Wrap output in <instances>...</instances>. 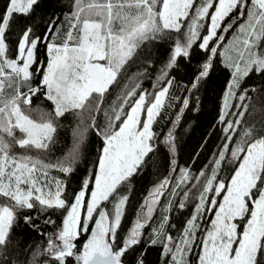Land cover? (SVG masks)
<instances>
[{
  "label": "snow or ice",
  "instance_id": "6c2138e0",
  "mask_svg": "<svg viewBox=\"0 0 264 264\" xmlns=\"http://www.w3.org/2000/svg\"><path fill=\"white\" fill-rule=\"evenodd\" d=\"M39 2L8 0L0 11V198L7 201L0 203V264H16L8 260V246L21 222L44 238L27 264H68L70 258L75 264H144L145 253L136 248L167 181L150 193L135 225L121 238L118 230L128 200L122 186L153 151V124L169 99L174 84L169 72L178 58H189L193 45L208 54L186 89L191 92L208 76L212 57L218 55L228 33L232 40L225 47L230 53L225 67L231 79L220 116L227 125L228 143L213 161L211 174L201 171L195 177L199 202L180 236L163 232L168 221L164 216L151 243L162 237L163 256L170 255L171 264H188L186 255L197 244L196 264H264V126L245 127L233 140L248 112L252 99L248 93L257 91L242 85L253 74L264 78V0H72L71 11L62 20L50 19L44 34L37 35L28 21ZM18 17L23 18V27L15 56L10 57L7 36ZM172 32L176 37L157 77L163 86L154 85L158 90L149 99L145 91L137 92L139 84H133L141 73L128 77V66L142 46ZM41 44L46 63L37 60ZM35 76L40 79L34 86ZM122 79L127 82L121 84ZM113 85H120L119 91L103 108L104 122L99 124L97 116ZM38 94L50 102L51 111L31 107ZM232 99L240 101L235 107L241 111L233 113L238 117L235 121H225ZM183 106H188L187 98ZM66 114L79 121L67 152L54 162L28 154L51 152L59 120ZM89 130L100 137L102 147L94 171L81 179L80 190L69 202L64 198L67 181L50 172L65 176L76 172ZM172 140L169 131L167 141ZM230 143L235 147L230 148ZM16 148L24 152L17 153ZM226 159L233 165L227 181L218 178ZM181 171L182 180L191 179L186 170ZM184 195L187 198L188 193ZM179 206L183 208L184 202ZM209 208L213 218L202 229L199 221ZM57 211L63 213L60 227L43 231L42 225H55L49 213ZM83 234L87 238L78 246Z\"/></svg>",
  "mask_w": 264,
  "mask_h": 264
},
{
  "label": "trees",
  "instance_id": "16d2710c",
  "mask_svg": "<svg viewBox=\"0 0 264 264\" xmlns=\"http://www.w3.org/2000/svg\"><path fill=\"white\" fill-rule=\"evenodd\" d=\"M7 2L8 0H0V11H3ZM71 3L72 0H40L39 4L35 6V11L28 23L32 24L37 35H43L47 22L55 17H60L62 20L63 14L71 11ZM22 19V17L17 18L7 36L8 55L10 57L15 56L20 29L23 27V24L20 23ZM208 22L210 21H206V24ZM203 34L206 33L202 30ZM229 34L231 33L225 34V40L221 44L226 42L230 36ZM175 37L176 33L172 32L162 39L142 46L138 50V55L134 58V61L130 62L128 66V77L141 73V75L135 77L133 84H139L140 87L137 92L145 91L149 94V99L151 94L158 90V87H154V85L163 86V82L158 81L157 77L160 75V69L168 61ZM198 43L199 41H197ZM219 51L220 48L218 49V55L212 57V67L208 76L201 81L197 89L191 92L186 89L190 88L196 70L206 61L208 54L197 45H193V48L190 49L189 58H178L176 66L169 72V78H174V84L169 90V99L153 124L152 130L155 133V138L151 142L153 151L149 153L144 163L122 186V192L128 197V200L121 221V238L126 236L135 225L138 215L142 214V206L149 199L150 193L167 181L162 190L163 194L159 196V202L154 207L151 219L141 230V243L136 248L137 252L144 251V264H165V261L171 264V256H163V247L160 243L162 237L157 240L156 244L151 243L154 238L153 230H159L163 217L167 216L168 221L163 232L173 236V238L180 236L186 221L195 212V206L199 202L200 184L197 183L195 177L199 176L201 171L207 175L211 174V169L214 167L213 161L218 158L217 154L223 150L222 145L228 143L225 140L226 133L224 132L227 125L220 121V116L224 110V94L231 79V72L221 61ZM36 55L39 62L46 63V49L43 44L38 45ZM35 68L36 65H33V71H35ZM39 79V76H35L34 86ZM126 82V79H122L120 83ZM262 85H264V78L257 77L254 74L250 75L243 83L242 89L244 87H256L257 91L248 93L252 98L251 101H248V112L245 114L242 123L237 126L236 133L233 134V140L237 139L239 133L245 127L255 125L259 129L264 126V88L261 87ZM119 87L120 85H113L109 89L101 113L97 116L99 124L104 122L103 108L115 99ZM22 90L26 91V89ZM185 98L188 99L186 108L183 106V99ZM238 102H240L238 99L230 101L233 107L228 110L225 121H235L238 118L236 115L232 116L235 109L236 112L241 111V109L235 107ZM31 107L46 111H51L52 108L50 102L39 94L33 97ZM181 108H183V112L180 111ZM30 114L34 119L38 118L35 112ZM177 115L180 116L178 122L176 121ZM78 123L79 121L73 115L66 114L65 117L59 120L55 137L56 143L52 146L51 152L44 154L33 150L28 154L38 156L45 161L54 162L57 157L63 156L71 146L72 132ZM169 131L173 135V140L170 143L167 141ZM101 147L100 137L97 136L95 131L89 130L83 146L82 156L76 165V172L71 176H65L58 171L50 172L52 177L67 181L64 198L69 202L72 200V194L80 190L81 179L87 176L90 171H94V165ZM229 147H235V144L230 143ZM14 151L17 153L24 152L19 148L14 149ZM232 169L233 165L226 159L221 164L218 178L227 181L232 174ZM181 170H186L191 179L182 180ZM203 179V177L200 178L201 182H203ZM185 192L188 193L187 198H185ZM88 197L86 194V199ZM6 202L3 198H0V203ZM181 202H184L185 206L183 208L179 206ZM49 215L55 221V225H42V229L45 232H54L61 225L63 213L57 211L50 212ZM212 218L213 212L209 208L199 221L201 228H207ZM200 235L201 233L197 232V239L200 238ZM86 238L87 234H83L77 241L78 246ZM43 239L42 236L21 222L18 227L13 229L11 235L13 243L8 246V260H15L16 264H27L32 251ZM197 251L198 244L194 245L192 252L186 255L188 264L195 263V253ZM68 264H75V261L70 258Z\"/></svg>",
  "mask_w": 264,
  "mask_h": 264
},
{
  "label": "rangeland",
  "instance_id": "374dc122",
  "mask_svg": "<svg viewBox=\"0 0 264 264\" xmlns=\"http://www.w3.org/2000/svg\"><path fill=\"white\" fill-rule=\"evenodd\" d=\"M230 36L227 38V40H226V42H224L222 45V47H220V51H219V53H220V57H221V61L223 62V64H225V62H226V57L230 54L229 52H226L225 51V47L228 45V42L229 41H231L232 40V34H229ZM231 55H235V53L233 52V53H231ZM240 102H238L237 104H239ZM234 112H236V109L234 110ZM234 112H232V116H233V113ZM89 196V195H88ZM89 198V197H88ZM143 211L144 212H146L147 211V209H146V207L143 209ZM121 231H120V229L118 230V235H119V237L121 236ZM201 236V235H200ZM199 246H198V251L197 252H199ZM195 259H196V253H195ZM194 264H196V261H195V263Z\"/></svg>",
  "mask_w": 264,
  "mask_h": 264
}]
</instances>
